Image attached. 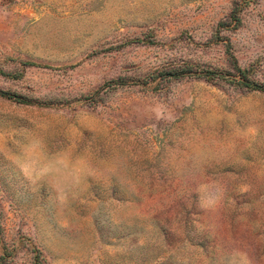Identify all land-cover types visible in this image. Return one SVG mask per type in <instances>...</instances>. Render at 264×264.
Wrapping results in <instances>:
<instances>
[{
  "label": "rangeland",
  "instance_id": "1",
  "mask_svg": "<svg viewBox=\"0 0 264 264\" xmlns=\"http://www.w3.org/2000/svg\"><path fill=\"white\" fill-rule=\"evenodd\" d=\"M231 56L264 88V0H0V264H264Z\"/></svg>",
  "mask_w": 264,
  "mask_h": 264
},
{
  "label": "trees",
  "instance_id": "2",
  "mask_svg": "<svg viewBox=\"0 0 264 264\" xmlns=\"http://www.w3.org/2000/svg\"><path fill=\"white\" fill-rule=\"evenodd\" d=\"M231 58H232L231 65L235 71L234 72L235 74H233L235 79H232L231 81L236 82L237 84H240V85L248 86L251 88H258V89L260 88V89L264 90L262 85H260L259 83L255 82V81L250 80V78L247 76L246 72L238 65L237 61L235 60V58L233 56H231ZM179 75L202 77V78H206L207 80H211V79H214L216 77L225 78L224 74H219V73L213 72V71L198 72L191 65H186L183 68H181L180 70H166V71L162 72L163 77H172V76H179ZM0 94L8 96L10 98H18L17 94H12V93L6 92V91L0 90Z\"/></svg>",
  "mask_w": 264,
  "mask_h": 264
}]
</instances>
